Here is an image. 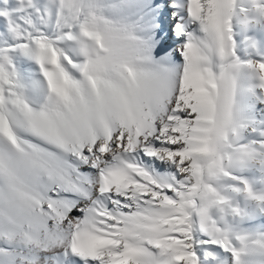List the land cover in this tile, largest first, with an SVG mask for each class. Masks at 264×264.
<instances>
[{
	"label": "snow or ice",
	"instance_id": "1",
	"mask_svg": "<svg viewBox=\"0 0 264 264\" xmlns=\"http://www.w3.org/2000/svg\"><path fill=\"white\" fill-rule=\"evenodd\" d=\"M0 264H264V0H0Z\"/></svg>",
	"mask_w": 264,
	"mask_h": 264
}]
</instances>
